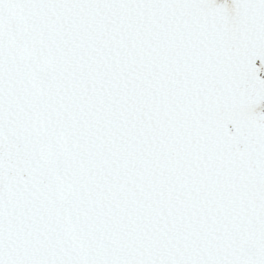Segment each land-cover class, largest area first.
Wrapping results in <instances>:
<instances>
[{
  "label": "snow or ice",
  "instance_id": "snow-or-ice-1",
  "mask_svg": "<svg viewBox=\"0 0 264 264\" xmlns=\"http://www.w3.org/2000/svg\"><path fill=\"white\" fill-rule=\"evenodd\" d=\"M0 264H264V0H0Z\"/></svg>",
  "mask_w": 264,
  "mask_h": 264
}]
</instances>
